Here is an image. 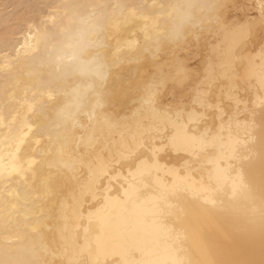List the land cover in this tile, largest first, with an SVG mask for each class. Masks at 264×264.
I'll list each match as a JSON object with an SVG mask.
<instances>
[{
	"label": "bare ground",
	"instance_id": "obj_1",
	"mask_svg": "<svg viewBox=\"0 0 264 264\" xmlns=\"http://www.w3.org/2000/svg\"><path fill=\"white\" fill-rule=\"evenodd\" d=\"M141 2L0 0V65H12L9 72L0 70V113L5 124L16 111H24L27 103L35 99L33 91L50 90L59 101L52 110L53 118L65 105L75 111L77 92L80 93L79 102L86 105L76 117L77 123L67 121L59 129L60 139L67 147L63 159L72 165L71 169L59 162L52 167L36 163L24 178L13 176L7 188L0 181V260H39L40 264H96L97 260L99 264H153L165 258L166 250L172 244L168 232L171 229L180 232L178 246L191 264L260 259L258 220L252 222L244 214L242 200H232L230 187L215 194L216 207L205 204L197 193L180 189L172 200L181 210L179 216L166 214L163 218L153 215L144 198L129 202L117 195V190L123 192L122 185L131 170L128 162L121 161L118 155L124 137L131 138L138 128L153 127L156 123L152 113L141 109L138 101L144 82L153 79L160 69L179 60L194 76L182 83L169 80L161 87L160 104L165 108L180 106L192 110L196 90L206 82V78L208 82L215 81L212 98L214 103L221 105L224 119H220L219 112H211L206 116L205 126L212 130L214 136H222L225 142L231 137L243 144L246 139L244 125L253 120L252 102L259 91L255 79L237 82L236 77H229L225 69L230 61V52L245 58L258 57L260 45L264 43V31L258 26L254 27L251 38L244 44H239V38L230 33L208 28L180 46H167L157 57L149 54L144 59L139 52L133 56V49L136 42L143 46V28L150 21L135 19L124 23L126 13L111 7L116 3ZM147 2L151 3V0ZM164 2L191 4L193 7L186 11L199 19H207L208 9L201 12L198 6L211 0ZM220 2L228 5L223 9V17L229 23L244 24L259 16V0ZM53 17L56 29L53 39L42 43L38 52L29 49L26 54L21 44L26 36L33 34L29 32L28 25L45 20L52 26ZM93 25L103 26L105 33H96ZM60 29L66 31L60 32ZM94 34L105 39L104 49L90 43ZM31 43L35 44V41ZM69 55L75 59L69 61ZM98 61L105 65L103 81L92 71L82 70ZM37 62H42L46 69L44 81H40L37 74V87H33L25 83L32 79L25 72L17 83L19 69ZM232 71L242 77L245 68L239 67L237 62L232 65ZM229 84L239 88L242 101L239 107L226 94ZM93 89H98L105 96L102 109L95 108L97 93ZM222 89L225 94H222ZM25 90L28 92L26 99ZM45 103H49L47 97ZM94 108L97 115L89 120L86 113H91ZM106 115L113 118L112 126L104 122ZM260 119V109L256 107L257 135ZM18 130L19 121L12 128L13 133ZM53 134H57L55 130ZM173 136H182L179 127L162 124L152 134L154 147L160 149L155 157L162 169L159 179L171 188L177 177L169 175L166 170L176 169L181 179L191 176L197 183L203 181L207 185L208 161L225 152L224 145L217 142L214 148L206 151L197 146L191 155L189 152L177 154L164 148ZM89 138L91 143H88ZM9 143L8 127H0V154L5 156L6 165L9 164ZM44 144H47L46 139ZM258 149L257 145V153ZM197 152L201 154L197 155ZM36 156H41L40 150ZM56 160L59 161L60 157ZM186 162L192 165L187 170L182 167ZM227 163L222 162L221 166L226 167ZM244 171L259 202L262 164L258 155L245 161ZM155 179L156 173L153 172ZM33 226H38L37 233L32 232Z\"/></svg>",
	"mask_w": 264,
	"mask_h": 264
},
{
	"label": "snow or ice",
	"instance_id": "obj_2",
	"mask_svg": "<svg viewBox=\"0 0 264 264\" xmlns=\"http://www.w3.org/2000/svg\"><path fill=\"white\" fill-rule=\"evenodd\" d=\"M259 16L255 20H249L244 24L229 23L223 17V9L228 5L220 2V0H211L206 5L198 6L202 12L204 8L208 9L207 19H199L193 16L190 11L193 5H177L173 3H166L164 0H142L141 3L111 5L112 9H121L124 16V23H128L135 19L144 20L146 23L143 28V46L136 42L133 49V56L140 53L144 59L151 54L154 58L158 56L165 47L176 45L180 46L187 42L194 36H198V32L202 34L204 29H214L225 33H230L234 37L239 38V44L247 43L251 38L254 27L258 26L264 31V0H259L258 3ZM96 7L102 8L103 5ZM175 21L173 22V18ZM165 23H161V22ZM111 23V20L109 21ZM118 29V25L115 26ZM96 33L104 34L103 26L93 25ZM29 32L32 36H26L21 48L27 51L29 49L39 51L40 45L46 41H50L54 37L55 18L53 17V25L49 26L45 20L39 23H30L28 25ZM60 32L66 29H60ZM35 41V44L31 41ZM90 43L96 45L98 49L106 47L105 39L101 35L94 34L90 38ZM229 64L225 65L226 74L231 77L235 76L236 81L244 79L248 81L250 78L258 81L259 91L253 103L252 113L253 120L244 125L246 131V139L241 142L239 140L233 141L231 137L227 142L222 136H214L211 129L205 126L206 116L211 112H219L220 119L223 121L224 114L220 104L214 103L212 98V85L215 81L203 82L196 90L193 100V109L188 110L184 107L176 106L175 108L169 106L162 107L160 104V89L169 80L174 82H183L186 79L194 78L193 74L188 72L182 61L176 60L170 63L166 68L160 69L156 76L151 80H146L140 91L139 105L141 109H146L155 117L156 123L153 127L138 128L131 138L124 137L123 143L119 148V159L127 161L131 169L128 177L122 185L123 192L117 190V195L120 199L125 201H140L144 198L145 203H148L152 208L153 215L163 218L166 214H176L179 216L180 209L172 202L173 195L179 191L191 190L198 194V198H203L205 204L217 206L215 194L224 191L230 187L232 200L237 199L244 202L243 212L250 221L256 222L258 220L260 230V259H236L224 262V264H264V43L260 45L258 57H247L243 55L236 56L235 53L230 52ZM19 56V50H17ZM234 57V58H233ZM140 58V57H137ZM61 60L64 58L61 57ZM69 61L75 59L74 56L67 57ZM238 62L239 67H244L245 72L241 77L240 74L232 71V65ZM105 65L102 62H95L94 64L86 66L87 71H92L100 81L105 79L104 69ZM0 70L9 72L12 70L11 63H4L0 65ZM59 70V69H58ZM27 74L32 79L25 81L33 87H37L36 75L39 74L40 81H44L46 69L42 62L34 63L27 68H20L17 75V83L23 79V74ZM226 94L238 107L241 104V97L239 96L238 86L234 87L232 84L226 86ZM96 91L95 108H103L105 96L98 89ZM222 94L224 90L222 89ZM25 99L28 92L25 90ZM32 96L35 98L31 103H27L24 111H16L8 124L4 122V116L0 113V127H8L9 139L11 143L7 145L10 149L8 152L9 164L4 163L5 156L0 154V181L4 182V187H8L13 176L24 178L28 171L32 170V166L36 163L48 164L49 167L59 162L64 167L71 169L72 165L63 159L64 153L67 151L65 143L60 139L59 129L64 122L72 121L77 123L76 117L79 115L86 105L79 102L80 93L77 92L78 102L75 104V111L70 110L69 105H65L55 113V118L52 117V110L56 108L59 101L56 100L52 92L49 91H33ZM45 97L49 103H45ZM86 98V97H85ZM199 105V107H195ZM256 107H259L261 119L258 126L255 122ZM95 108L91 113H86L89 120L96 117ZM45 112L47 115H45ZM19 121V130L13 133V125ZM104 122L109 126L113 124L111 116H105ZM160 124L167 127L171 125L173 128L179 127L182 136H173L164 144L166 150L175 151L177 154L181 152H189L191 155L194 148L198 146L201 151L214 148L219 142L226 148L225 152L214 156L208 161L209 175L208 184L205 185L203 181L197 183L191 176H185L182 179L176 169H167L169 175L177 177L169 188L159 179V173L162 170L155 157L158 155L160 149L154 147L151 138L154 131H157ZM203 128V131H201ZM26 129V131H25ZM251 129V131H248ZM53 130L57 134H53ZM45 139L47 144H44ZM92 140L89 138L88 143ZM163 143V142H162ZM241 145V147H237ZM257 145L259 146L257 153ZM41 151V156L37 158V151ZM197 155L201 153L197 152ZM258 155L262 164V180L259 195V202H257L255 192L252 185L248 182L245 171V161L251 160ZM60 157L57 161L56 158ZM115 159V157H114ZM227 161V166L222 167V162ZM27 165V167H25ZM191 163L186 162L182 167L187 170L191 168ZM153 172L156 173V179L153 180ZM12 193H8L11 195ZM110 198V197H109ZM7 203V202H5ZM15 207V205H13ZM7 221L5 228H7ZM38 226L32 227V232H38ZM169 238L172 244L166 250V256L163 259H158L153 264H191L190 260L184 258L182 250L179 248V241L181 239L180 232L176 229L168 230ZM36 250L35 247L33 249ZM43 253L41 252V255ZM0 264H40L39 260H29L27 262L14 261L11 259L0 260ZM99 264V260L96 261ZM126 264V262H124Z\"/></svg>",
	"mask_w": 264,
	"mask_h": 264
}]
</instances>
